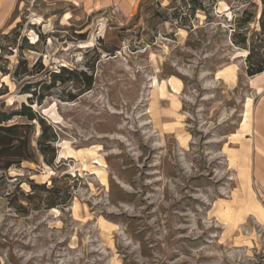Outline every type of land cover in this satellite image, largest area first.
Instances as JSON below:
<instances>
[{"label": "rangeland", "instance_id": "rangeland-1", "mask_svg": "<svg viewBox=\"0 0 264 264\" xmlns=\"http://www.w3.org/2000/svg\"><path fill=\"white\" fill-rule=\"evenodd\" d=\"M77 4L0 24V264H264V0Z\"/></svg>", "mask_w": 264, "mask_h": 264}, {"label": "crops", "instance_id": "crops-1", "mask_svg": "<svg viewBox=\"0 0 264 264\" xmlns=\"http://www.w3.org/2000/svg\"><path fill=\"white\" fill-rule=\"evenodd\" d=\"M62 1V0H61ZM73 4L82 5L86 9L99 10L98 7L107 5L111 0H63ZM126 5L131 0H121ZM18 0H0V24L5 22L17 6ZM77 4V5H78Z\"/></svg>", "mask_w": 264, "mask_h": 264}, {"label": "trees", "instance_id": "trees-1", "mask_svg": "<svg viewBox=\"0 0 264 264\" xmlns=\"http://www.w3.org/2000/svg\"><path fill=\"white\" fill-rule=\"evenodd\" d=\"M260 26L264 29V11L261 13V17H260ZM254 73H260L262 72V69L258 68V70H252ZM21 114L23 116L28 117L29 120H33L35 118V116L33 115V112L31 110L30 107L25 106L24 104L21 105ZM9 117H5V114L0 112V125L2 124V122L8 120ZM39 123L43 124V118L39 119ZM0 128L2 129V127L0 126ZM6 129V128H5Z\"/></svg>", "mask_w": 264, "mask_h": 264}, {"label": "bare ground", "instance_id": "bare-ground-1", "mask_svg": "<svg viewBox=\"0 0 264 264\" xmlns=\"http://www.w3.org/2000/svg\"><path fill=\"white\" fill-rule=\"evenodd\" d=\"M174 81H175V80H174ZM178 82H179V81H178ZM175 83H176V82H175ZM175 83H174V84L172 83V84H173V85H176V87H177L178 84H175ZM177 88H178V87H177ZM177 88H176V89H177Z\"/></svg>", "mask_w": 264, "mask_h": 264}, {"label": "built area", "instance_id": "built-area-1", "mask_svg": "<svg viewBox=\"0 0 264 264\" xmlns=\"http://www.w3.org/2000/svg\"><path fill=\"white\" fill-rule=\"evenodd\" d=\"M114 7L116 8V4L114 5Z\"/></svg>", "mask_w": 264, "mask_h": 264}]
</instances>
